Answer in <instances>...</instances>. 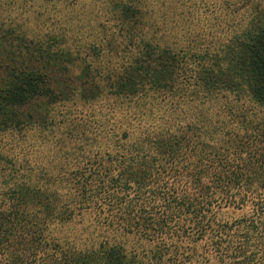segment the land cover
<instances>
[{
  "label": "trees",
  "instance_id": "16d2710c",
  "mask_svg": "<svg viewBox=\"0 0 264 264\" xmlns=\"http://www.w3.org/2000/svg\"><path fill=\"white\" fill-rule=\"evenodd\" d=\"M232 39L228 76L168 52L125 78L128 105L66 128L41 181L0 210V264H264V120L230 88L239 70L264 104V24ZM55 85L7 66L0 127H44Z\"/></svg>",
  "mask_w": 264,
  "mask_h": 264
},
{
  "label": "rangeland",
  "instance_id": "374dc122",
  "mask_svg": "<svg viewBox=\"0 0 264 264\" xmlns=\"http://www.w3.org/2000/svg\"><path fill=\"white\" fill-rule=\"evenodd\" d=\"M254 21L264 24V0H0V72L10 65L41 69L62 93L43 105L44 127H0V210L12 191L41 181L66 128L129 104L117 94L126 77L146 74L140 62L149 66L171 52L183 68L221 67L228 76L233 35ZM231 73L234 102L264 120V104L239 70ZM95 89L101 95L87 100L84 92Z\"/></svg>",
  "mask_w": 264,
  "mask_h": 264
}]
</instances>
